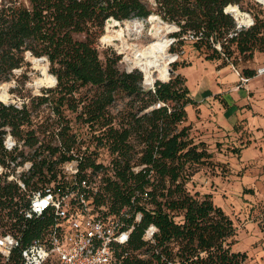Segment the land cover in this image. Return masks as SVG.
I'll list each match as a JSON object with an SVG mask.
<instances>
[{"label":"trees","instance_id":"obj_1","mask_svg":"<svg viewBox=\"0 0 264 264\" xmlns=\"http://www.w3.org/2000/svg\"><path fill=\"white\" fill-rule=\"evenodd\" d=\"M241 3L0 0V98L3 84L11 82L17 70L30 66L32 58L46 59L55 78L53 88L28 97L21 107L0 101V163L16 161L17 167L33 162L30 175H22L28 189L51 183L59 175L58 167L75 159L82 173L101 175L103 166L95 158L75 153L81 146L71 124L74 119L87 127L97 148L111 156L94 205L99 210L107 206L103 216L117 219L123 230L132 228L129 242L114 246L123 264H244L247 254L234 250L233 220L211 194L193 193L188 187L213 154L204 141L195 142L186 124L187 108L197 102L178 64H172L170 79L167 71L153 88H147L140 70H122L120 55L107 53L103 59L99 49L100 39L109 37L120 23L157 15L180 29L175 38L197 34L195 48H212L205 57L218 63L217 70L233 65L241 75L254 78L257 69L240 71L233 54L246 61L255 51L264 54V15L254 16L252 28L230 37L236 22L225 8ZM111 18L118 22L107 25ZM218 43L222 51L215 47ZM41 108L48 112H39ZM41 115L44 120L37 125ZM7 128L23 142L16 154L4 149ZM0 180V231L19 239L0 264H23L22 251L33 240L46 243L55 220L48 212L27 220L21 213L28 207L27 194L17 183ZM138 214L141 220L136 219ZM151 226L157 232L146 240Z\"/></svg>","mask_w":264,"mask_h":264},{"label":"rangeland","instance_id":"obj_2","mask_svg":"<svg viewBox=\"0 0 264 264\" xmlns=\"http://www.w3.org/2000/svg\"><path fill=\"white\" fill-rule=\"evenodd\" d=\"M239 5L253 16L263 18L262 6L256 1L242 0ZM234 12H238L237 9ZM160 20L148 18L145 21L120 23L117 27L119 32L110 34H121L119 40L110 41V36L100 39L102 58L107 53L120 55L122 70L138 69L142 72L141 65L145 61L138 55L154 42L164 40L170 44L175 33L172 24ZM212 51V48L211 51L206 48L198 51L195 44L189 41L168 47L167 55L179 54V60L171 62L167 68H151L152 84L145 83V74L142 72L145 87H153L159 80L158 76L169 68L173 70L172 64H178V69L187 78L192 98L196 99L204 79H217L218 63L208 61L205 57ZM233 55L234 63H237L235 66L240 71L247 67L258 69L264 66V54L259 51H255L249 61L237 52ZM32 60L30 66L15 72L11 82L3 84L2 98L6 103L22 106L23 101L29 102L28 97L41 95L43 89L54 87L55 82L53 84L49 77L48 63L42 61L35 64ZM188 63L191 65L182 67ZM236 82L234 85H239L238 80ZM215 91L222 93L216 83ZM41 111L48 112L45 108H41ZM187 113L186 124L192 128L191 136L196 143L204 141L207 150L213 154L209 164L195 173L188 184L189 189L193 193L211 194L214 203L222 207L233 220L236 228L234 250L247 254L244 264H264V76L252 78L248 88L227 93L222 99L214 98L204 104L197 102L196 106L190 105ZM42 115L36 119L37 125L43 122ZM71 124L78 132V145L81 146V150L77 152L76 149L75 153L84 159L91 156L103 166L101 175L94 173L97 186L100 187L103 174L111 165V156L106 149L97 148L87 127L76 123L74 119ZM29 152L26 149V153ZM105 210L107 206L100 209L101 212Z\"/></svg>","mask_w":264,"mask_h":264},{"label":"built area","instance_id":"obj_3","mask_svg":"<svg viewBox=\"0 0 264 264\" xmlns=\"http://www.w3.org/2000/svg\"><path fill=\"white\" fill-rule=\"evenodd\" d=\"M252 1L259 3L264 10V0ZM234 9L240 13L239 16L233 15ZM225 13L236 22V28L230 33V37L255 25V17L242 10L238 4L227 6ZM157 19L160 20V17L157 16ZM172 28L175 33L180 31L176 26ZM199 38L197 34L189 32L179 38L173 37L169 47L176 46L181 41L194 43ZM215 47L222 51L220 43L215 44ZM175 57L173 63L180 58L179 54ZM234 69L239 77V86L247 85L252 78L245 77L235 67ZM260 76H264V66L257 69L255 77ZM2 102L9 104L4 100ZM3 145L8 153L16 154V150L23 148V142H18L9 128L6 129ZM7 162V166L0 163V177L17 183L27 194L28 207L21 212L24 217L33 220L48 212L55 220L46 243L36 239L22 251L23 264H123L115 255L114 246L127 244L132 228L123 230V224L117 219L104 217L103 212L95 207L94 197L98 192L96 176L82 173L79 160L61 164L58 167V177L36 189H28L22 179V175L29 176L32 172L33 162L27 161L17 167L16 161ZM136 219L141 220V214ZM156 232L157 228L151 226L146 231L145 239L151 240ZM18 245L19 239L15 235L0 231V258H8Z\"/></svg>","mask_w":264,"mask_h":264},{"label":"bare ground","instance_id":"obj_4","mask_svg":"<svg viewBox=\"0 0 264 264\" xmlns=\"http://www.w3.org/2000/svg\"><path fill=\"white\" fill-rule=\"evenodd\" d=\"M257 1H261V0H257ZM233 15L235 17L239 16L240 13L239 12H234ZM150 20H157V16L156 15H152L150 16ZM134 21V20H133ZM132 21V22H133ZM136 21V20H135ZM139 21V20H138ZM138 24V23H137ZM137 26V25H136ZM170 27V26H169ZM173 27V25L171 26ZM126 28V27H125ZM139 28V27H138ZM168 28V27H167ZM172 29V28H171ZM117 29H115L112 33L116 34ZM131 31V30H130ZM129 31V32H130ZM138 31V30H137ZM159 31V30H158ZM171 31V30H170ZM119 32V31H117ZM162 32V31H161ZM125 34V33H124ZM123 34V35H124ZM136 34V33H135ZM121 34L117 33V36L115 35H110L109 40L110 41H116L119 40L118 37H120ZM155 35V34H154ZM122 36V35H121ZM157 36H155L156 38ZM158 38V37H157ZM169 41H164V40H160L158 42H154L152 44H150L145 50H143L138 56L139 58H142L145 62L141 65L142 68V72H144L145 74V83L146 84H152L154 82L153 77L150 74V69L151 68H167V66L176 60V57L174 55L168 56L167 55V50L169 47ZM138 52V51H137ZM33 63L37 64L40 63L42 61H40L37 58H34ZM170 69V68H169ZM169 69L167 70L169 73ZM49 77L53 80L52 83L54 84L55 79L54 76L49 74ZM57 82V81H56ZM3 99V98H2ZM4 100V99H3Z\"/></svg>","mask_w":264,"mask_h":264},{"label":"crops","instance_id":"obj_5","mask_svg":"<svg viewBox=\"0 0 264 264\" xmlns=\"http://www.w3.org/2000/svg\"><path fill=\"white\" fill-rule=\"evenodd\" d=\"M216 71H217L216 72L217 79L215 81L210 79L203 80L199 90L200 95H198V97L195 99L196 102L204 104L210 99H214V98L222 99L224 98V95L227 93L239 91L241 89L248 88L249 86V83L242 87H240L238 84L234 85L235 83H237L236 80H238V83L240 82H239V77L232 65H229L221 70L216 69ZM179 73H181L180 70ZM181 74L183 75V73ZM215 83L217 84L218 90H220L222 93L219 94L215 91Z\"/></svg>","mask_w":264,"mask_h":264},{"label":"water","instance_id":"obj_6","mask_svg":"<svg viewBox=\"0 0 264 264\" xmlns=\"http://www.w3.org/2000/svg\"><path fill=\"white\" fill-rule=\"evenodd\" d=\"M118 21H116L115 19L111 18L107 21V25H112L114 23H117ZM40 61H46V59L42 58V59H39ZM169 74L172 75L174 74V71L172 69H169ZM3 101V100H1Z\"/></svg>","mask_w":264,"mask_h":264},{"label":"clouds","instance_id":"obj_7","mask_svg":"<svg viewBox=\"0 0 264 264\" xmlns=\"http://www.w3.org/2000/svg\"><path fill=\"white\" fill-rule=\"evenodd\" d=\"M10 147V146H9Z\"/></svg>","mask_w":264,"mask_h":264}]
</instances>
